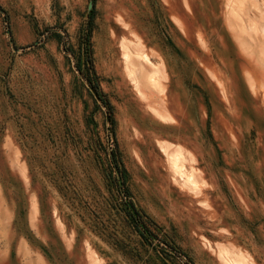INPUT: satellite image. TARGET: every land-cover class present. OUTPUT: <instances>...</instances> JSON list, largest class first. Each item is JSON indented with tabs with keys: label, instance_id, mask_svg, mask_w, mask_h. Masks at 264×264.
Returning <instances> with one entry per match:
<instances>
[{
	"label": "rangeland",
	"instance_id": "obj_1",
	"mask_svg": "<svg viewBox=\"0 0 264 264\" xmlns=\"http://www.w3.org/2000/svg\"><path fill=\"white\" fill-rule=\"evenodd\" d=\"M0 264H264V0H0Z\"/></svg>",
	"mask_w": 264,
	"mask_h": 264
}]
</instances>
